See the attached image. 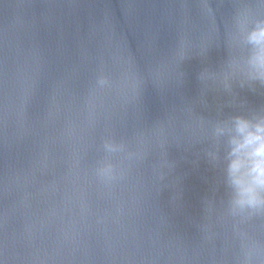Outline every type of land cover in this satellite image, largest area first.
Here are the masks:
<instances>
[{
    "label": "water",
    "instance_id": "water-1",
    "mask_svg": "<svg viewBox=\"0 0 264 264\" xmlns=\"http://www.w3.org/2000/svg\"><path fill=\"white\" fill-rule=\"evenodd\" d=\"M261 30L264 0H0V264H264L229 168Z\"/></svg>",
    "mask_w": 264,
    "mask_h": 264
},
{
    "label": "clouds",
    "instance_id": "clouds-1",
    "mask_svg": "<svg viewBox=\"0 0 264 264\" xmlns=\"http://www.w3.org/2000/svg\"><path fill=\"white\" fill-rule=\"evenodd\" d=\"M254 35L256 34L254 33ZM259 37L264 39V30L259 32ZM259 64L264 67V57L260 58ZM258 78L264 82V76ZM235 119L240 124L241 130L247 127L245 117L237 116ZM109 145L107 144L106 147ZM235 150L241 153V159L229 165L231 171L245 167L246 159H250L252 162L250 178L246 181H236L234 185L230 186L232 211L233 213L249 210L251 212H264V135L249 134ZM110 172V165L101 170L102 175L110 174Z\"/></svg>",
    "mask_w": 264,
    "mask_h": 264
}]
</instances>
